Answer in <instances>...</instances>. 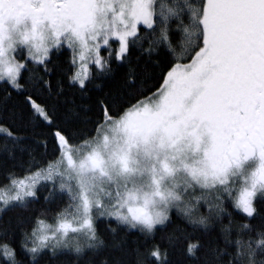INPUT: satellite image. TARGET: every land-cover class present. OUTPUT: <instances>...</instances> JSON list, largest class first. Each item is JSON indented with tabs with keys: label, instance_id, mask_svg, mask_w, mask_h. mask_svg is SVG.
Segmentation results:
<instances>
[{
	"label": "snow or ice",
	"instance_id": "snow-or-ice-1",
	"mask_svg": "<svg viewBox=\"0 0 264 264\" xmlns=\"http://www.w3.org/2000/svg\"><path fill=\"white\" fill-rule=\"evenodd\" d=\"M0 85V264H264V0H0Z\"/></svg>",
	"mask_w": 264,
	"mask_h": 264
},
{
	"label": "trees",
	"instance_id": "trees-1",
	"mask_svg": "<svg viewBox=\"0 0 264 264\" xmlns=\"http://www.w3.org/2000/svg\"><path fill=\"white\" fill-rule=\"evenodd\" d=\"M3 88V85H0V89ZM160 233H157V236L159 237ZM70 259H75L74 257H60V264H68V261ZM171 259L175 262V264H180V261L182 260V257H180V255L178 253H174L171 257ZM47 260V258H45V260L41 261V264H45V261Z\"/></svg>",
	"mask_w": 264,
	"mask_h": 264
}]
</instances>
